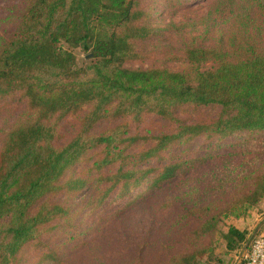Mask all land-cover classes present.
Returning a JSON list of instances; mask_svg holds the SVG:
<instances>
[{
	"label": "trees",
	"instance_id": "trees-1",
	"mask_svg": "<svg viewBox=\"0 0 264 264\" xmlns=\"http://www.w3.org/2000/svg\"><path fill=\"white\" fill-rule=\"evenodd\" d=\"M198 1L0 0V264L99 263L139 209L126 264H237L264 232L223 228L264 202V0Z\"/></svg>",
	"mask_w": 264,
	"mask_h": 264
},
{
	"label": "rangeland",
	"instance_id": "rangeland-1",
	"mask_svg": "<svg viewBox=\"0 0 264 264\" xmlns=\"http://www.w3.org/2000/svg\"><path fill=\"white\" fill-rule=\"evenodd\" d=\"M12 4L0 2V20L4 18L8 14V8ZM206 11V4L203 0H200L192 5L188 6V8L181 13V16L186 18H196L203 15ZM162 17H165L162 15ZM6 30L5 24L0 21V35ZM129 66L138 67V66H147V63L144 64H131ZM172 68H177L178 66L175 64H171ZM158 128V121L153 117L146 120L142 124V130H156ZM264 209V202L260 203V205L252 210L249 216L242 220H234L228 219L224 222L223 228L228 225H234L239 229H254L256 227L255 222L256 219L262 218L264 215L262 214V210ZM153 215L149 213V211L142 210H132L127 214L123 215L121 218L116 220L113 224L108 227V231L106 233V237L100 246V250L98 254L102 256L99 263L91 262L89 259L85 257H78L76 255L71 261H74V264H126L129 262L131 257L136 254L137 247L141 240L147 238L148 236H152L150 239L154 240V233L148 234L151 227L156 228L157 225L154 224ZM161 221V219H160ZM72 257V256H71ZM239 260V258H238ZM238 262V261H237ZM145 264V263H144Z\"/></svg>",
	"mask_w": 264,
	"mask_h": 264
},
{
	"label": "built area",
	"instance_id": "built-area-1",
	"mask_svg": "<svg viewBox=\"0 0 264 264\" xmlns=\"http://www.w3.org/2000/svg\"><path fill=\"white\" fill-rule=\"evenodd\" d=\"M237 264H264V232L255 237L249 251L239 258Z\"/></svg>",
	"mask_w": 264,
	"mask_h": 264
},
{
	"label": "crops",
	"instance_id": "crops-1",
	"mask_svg": "<svg viewBox=\"0 0 264 264\" xmlns=\"http://www.w3.org/2000/svg\"><path fill=\"white\" fill-rule=\"evenodd\" d=\"M260 221V219H256V222H255V225H256V223H258ZM249 230L251 229V228H248Z\"/></svg>",
	"mask_w": 264,
	"mask_h": 264
}]
</instances>
